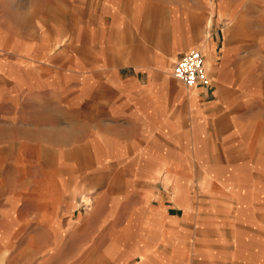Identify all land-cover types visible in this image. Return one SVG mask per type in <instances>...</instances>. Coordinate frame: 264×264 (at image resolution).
<instances>
[{"label":"crops","instance_id":"crops-1","mask_svg":"<svg viewBox=\"0 0 264 264\" xmlns=\"http://www.w3.org/2000/svg\"><path fill=\"white\" fill-rule=\"evenodd\" d=\"M263 207L264 0H0V264H264Z\"/></svg>","mask_w":264,"mask_h":264},{"label":"built area","instance_id":"built-area-1","mask_svg":"<svg viewBox=\"0 0 264 264\" xmlns=\"http://www.w3.org/2000/svg\"><path fill=\"white\" fill-rule=\"evenodd\" d=\"M172 75L186 86H206L210 83L203 54L197 49L188 51L173 63Z\"/></svg>","mask_w":264,"mask_h":264},{"label":"rangeland","instance_id":"rangeland-1","mask_svg":"<svg viewBox=\"0 0 264 264\" xmlns=\"http://www.w3.org/2000/svg\"><path fill=\"white\" fill-rule=\"evenodd\" d=\"M89 207V203H87L86 201H83L82 204L80 203V205L78 206L77 208V212L78 213H85L86 209H88ZM264 208V207H263ZM123 221L121 220L120 222H116V233L114 235L113 238L111 237H106L104 236L103 234L100 235L99 237H96L95 239H93L92 242H90V239H88V247L85 248V250L87 252H89V254L85 253L84 256H80V257H83V258H86L88 256H91L92 254L91 253H94L97 249H102L104 246L107 245V243L110 241V240H113V241H118V240H124V239H127L128 238V233H130L129 230H126V229H122L121 226H123ZM227 232H228V235L230 234L231 232V227L230 226H227ZM81 240H83V242H87V237L86 236H83V238H73L71 239L69 242H68V247L70 249V247H74L75 244H77L78 242H80ZM90 242V243H89ZM85 245V246H86ZM91 254V255H90ZM93 260H91L93 263H97V264H101V263H104V262H101L100 260H102L101 256H103L102 254L98 253V254H93ZM106 264V263H104Z\"/></svg>","mask_w":264,"mask_h":264}]
</instances>
